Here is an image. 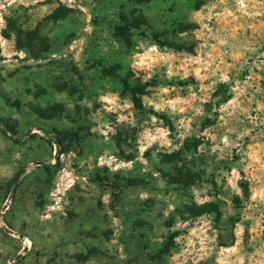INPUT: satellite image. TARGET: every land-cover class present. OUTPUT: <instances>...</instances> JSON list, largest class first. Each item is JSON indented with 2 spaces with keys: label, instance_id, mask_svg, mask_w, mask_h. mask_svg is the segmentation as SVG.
Instances as JSON below:
<instances>
[{
  "label": "rangeland",
  "instance_id": "rangeland-1",
  "mask_svg": "<svg viewBox=\"0 0 264 264\" xmlns=\"http://www.w3.org/2000/svg\"><path fill=\"white\" fill-rule=\"evenodd\" d=\"M0 120V264H264V0H0Z\"/></svg>",
  "mask_w": 264,
  "mask_h": 264
},
{
  "label": "trees",
  "instance_id": "trees-1",
  "mask_svg": "<svg viewBox=\"0 0 264 264\" xmlns=\"http://www.w3.org/2000/svg\"><path fill=\"white\" fill-rule=\"evenodd\" d=\"M137 2H142L143 0H136ZM155 39H156V41L158 42V43H165V44H168V45H173V44H171L170 42H164L163 40H160L159 38H158V36H155ZM144 86H141V87H139V88H137L136 90L135 89H133V91L136 93V92H140L141 91V89L143 88ZM164 117V121L166 122V123H168V125H169V120L165 117V116H163ZM0 123L1 124H3L4 122L2 121V120H0Z\"/></svg>",
  "mask_w": 264,
  "mask_h": 264
}]
</instances>
